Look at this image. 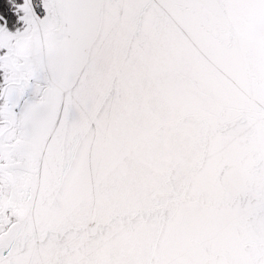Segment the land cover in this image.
Masks as SVG:
<instances>
[{
	"label": "snow or ice",
	"instance_id": "6c2138e0",
	"mask_svg": "<svg viewBox=\"0 0 264 264\" xmlns=\"http://www.w3.org/2000/svg\"><path fill=\"white\" fill-rule=\"evenodd\" d=\"M14 7L0 264H264V0Z\"/></svg>",
	"mask_w": 264,
	"mask_h": 264
},
{
	"label": "rangeland",
	"instance_id": "374dc122",
	"mask_svg": "<svg viewBox=\"0 0 264 264\" xmlns=\"http://www.w3.org/2000/svg\"><path fill=\"white\" fill-rule=\"evenodd\" d=\"M7 1H8V3H10V5L13 6L12 10H10L8 8V6L1 5V7H2L3 11H5V13L6 12H9V13L13 12L14 13V16H13L14 20H10V19L8 20L6 18H5V20L8 21L9 30L15 31L16 28H22L23 25H22V22H18V14H17L16 9H15L14 6L18 5V4H22L23 2L20 3V2H17V0H7ZM0 23H3V22L0 21Z\"/></svg>",
	"mask_w": 264,
	"mask_h": 264
},
{
	"label": "trees",
	"instance_id": "16d2710c",
	"mask_svg": "<svg viewBox=\"0 0 264 264\" xmlns=\"http://www.w3.org/2000/svg\"><path fill=\"white\" fill-rule=\"evenodd\" d=\"M17 2H23V0H17ZM1 5H4V6H8V8L10 9V10H12V5H10V3H8V1L7 0H0V16H3L4 17V19L6 18V19H10V20H14V18H13V16H14V13L13 12H6L5 13V11H3V9H2V7H1ZM6 8V7H5ZM1 22H3V21H1Z\"/></svg>",
	"mask_w": 264,
	"mask_h": 264
},
{
	"label": "built area",
	"instance_id": "2783aa9c",
	"mask_svg": "<svg viewBox=\"0 0 264 264\" xmlns=\"http://www.w3.org/2000/svg\"><path fill=\"white\" fill-rule=\"evenodd\" d=\"M38 11H39V9H38Z\"/></svg>",
	"mask_w": 264,
	"mask_h": 264
}]
</instances>
